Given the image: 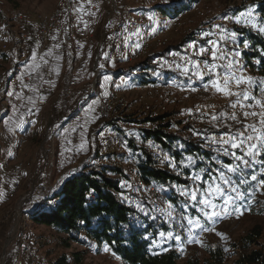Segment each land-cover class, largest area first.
I'll return each mask as SVG.
<instances>
[{"label": "bare ground", "instance_id": "6f19581e", "mask_svg": "<svg viewBox=\"0 0 264 264\" xmlns=\"http://www.w3.org/2000/svg\"><path fill=\"white\" fill-rule=\"evenodd\" d=\"M147 1L148 0H122L123 4H116V13H120V23L117 26H113L111 28L110 39L108 42H104L103 44L107 55L118 62L126 61L142 63V70L140 71V73H142V82H140V84L137 83L133 85L135 87L131 88L132 93H126L123 88L120 90L118 88L110 89L109 91L107 90V97L103 95V92L105 91L103 90L102 92V88H100L99 84L89 83V90L84 94L83 100H97L100 102V104H108V97L109 99H114L116 107H120L112 108V116H114V118H121V110L128 111V118H130V112L135 111L136 114L132 115L131 120L149 117L148 124H140V128L137 127V129L153 130L159 125L169 124L167 133L176 135V137H178V139L173 144H171L170 149L165 148L156 139L151 137L147 138L145 141V145L152 155L153 163L156 168L171 171L175 175H177V170H179L182 173L180 176H182L183 179H188L187 176L192 171V169L178 168L177 170H173L165 163L161 162L159 157L163 154H169L174 157L176 161H178L177 165H179V162L183 160L184 157L193 156L197 158V170L203 169L207 172L214 169H219L221 165L216 163L217 153L212 149H207L208 145H205V142L200 137L193 135V131H200L204 136H213L216 135L217 130V136H219L229 132L230 128L233 131L236 129L243 130V125L245 123L252 124L258 119L254 117H248L246 119L243 116V111L259 112L261 109L257 106H253L252 108L248 109H240L239 106H237L236 109H233L229 105L236 99L235 97L229 99L228 97H224L223 95L216 93L212 89L204 91L203 84L211 79V77L205 76V80L200 81L190 75L185 76L180 70H178L176 65L180 64V61H182L181 57H189L192 60H208L211 56V47L206 39L209 38V40L213 41L218 40L220 38L219 34L215 30H212L210 35L207 37H203L202 34L195 39L193 38V40L184 43L178 49L164 52V49L167 48L170 39L169 34L167 33L168 25H165L159 29L154 27L155 24L148 19L150 15L147 10H145V4ZM96 6H105V0H96ZM67 8H69V0H57L51 12L40 22L37 27L36 35L39 45H41L42 42V29L49 26L52 22H55L56 17H61L63 10ZM178 14L179 17H185L191 14H195L196 16L202 18L205 16L204 12L198 8V4L196 5L193 3L189 4L182 10L180 9ZM102 15L105 28L106 20L114 16L113 6H105L104 8L100 9V12L96 15L94 21L90 23V30L88 34L93 30L98 18H101ZM24 18L25 17L20 13L14 15V19L16 21H24ZM170 20H172V18H170ZM217 22H220L219 24H221L222 27L228 29L229 32H233L231 28V31L229 30L227 25L228 22H231L230 17L227 19V22H224L223 20H217ZM137 32H139V35L136 34ZM67 34L69 39H76V28H74V26H67ZM4 37H6L5 33H2L0 36L1 40ZM24 38V33H19L16 35V39L19 41V49L22 48L21 42ZM244 41V36L241 34L240 39L237 42V50L242 52L240 60L243 65V70L246 67L245 53L247 51V49L243 47ZM135 44H140L142 46L139 48V51H137L135 47H132L135 46ZM193 44L196 45L195 49L190 47ZM201 46L208 49V51L203 56H197L195 53ZM221 47L222 49L226 47L230 51L233 49L234 45L232 42L228 41L226 43H222ZM0 49L5 52L9 50L8 45L3 42L0 43ZM60 52H67V45H60ZM150 52H152L153 55L150 60H147V55ZM77 55H80V49H78V46H71V57H69L70 66H76ZM58 57H64L68 59V54H60ZM124 57H127V59ZM104 59L105 56L103 55L101 62H104ZM243 75H245L244 72ZM245 76L248 75L246 74ZM65 83H68V77L63 83L55 85L53 89L48 90V96L45 97L44 101H41L38 106H45L48 100H54L61 103L62 97L66 95ZM257 85V88L249 89V91L254 93L257 98L264 102V93L260 91L259 84ZM193 87L196 88V91L190 90ZM241 89H243V87H241ZM232 90H236L235 85H232ZM181 92L187 93V96L190 95L192 99H189V102L187 100V102L179 104L173 99L172 95ZM153 95L155 98H152ZM186 98L187 97H185V99ZM1 99L2 95H0V100ZM153 99L155 100V104L152 103ZM6 101L7 104L11 106L19 104V99L16 96H8L6 97ZM163 103H166L167 106L163 105ZM189 109L192 110V115H188L187 110ZM171 111L174 112L171 113ZM220 112H225L228 115H231L233 112H235L238 119L240 120V123L237 124L231 120L221 119L219 121L220 126L217 129L215 127L216 122L203 120V117H211L213 113L218 114ZM202 113L206 114L202 115ZM96 115L100 121V126L98 127L96 134V148L86 164V170L98 171L102 167H109L115 170V173L112 175V177L119 181L120 187V191L117 196V202L129 209V224L150 225L154 228L166 227L169 229V231L173 232L174 235L186 237L188 226L186 220L184 219L185 214H182L179 210V204H172L176 218L171 222H166L168 218L160 215L158 211L160 207H164L166 206V203L170 202L169 196L172 193L178 197L180 196L177 190L173 188L174 190L172 192L171 187L168 188L167 192L160 193L155 190L157 185L146 183L139 175L138 161L136 156L132 155L125 146L124 138L126 136H133L135 139H138V136L126 135V133L122 132V129H119L118 123H105V118L102 116H111V109H99V114ZM64 120H66V118L62 121ZM34 122V114L29 116V122L22 120L24 126V135L21 139H19L20 144H24L26 142L25 135L32 131ZM131 132L136 133V131ZM180 132L182 133L181 136L178 135ZM163 141L166 142L165 139H163ZM181 145H183V148L180 147ZM188 149H192V153H188ZM258 159H264V157ZM219 160L224 165L235 163V161L227 155H220ZM12 168H19L17 182L16 184L12 185L13 188L18 189L22 186L23 182V165L17 163ZM259 168L260 165H256L258 180L264 178L260 175L258 171ZM117 171H120V174H117ZM241 178H244L243 174L236 176L233 179L238 180ZM205 179H208L207 175H205ZM188 180L190 181V187L192 185V181L190 179ZM122 181L132 184L134 189H140L138 192L125 191V195L131 197V203H129L127 200L121 199L120 194L122 191H124V189L121 188ZM255 185L256 182H251L250 185H242L241 190L247 194L249 191H255ZM43 186L45 185L43 184ZM145 189L148 190L145 191ZM263 190L264 189H262L260 192ZM51 192H46L43 195H40L39 199L36 200L39 202L41 207H44V204H46V202L50 201L51 199H53V205L57 204L59 199L54 195V193ZM260 192H255V195L253 198H251V200H241H245L247 203H252L256 194ZM137 196L139 198H137ZM92 199L93 196L88 195L87 203L92 202ZM150 201H155V205H153V203ZM138 203L141 204L142 207L150 210V214L157 216V219L152 220L151 218L146 217L143 212L138 210L136 206ZM154 208L156 210H153ZM181 210L184 211V209ZM202 232L203 231H200L199 233L202 237L209 233ZM64 237H68V235L65 234ZM73 244L88 255H94L96 253V244L94 240L88 242L74 241ZM21 251L23 258L25 259V264H28V256L29 263L41 264L38 260L36 250L30 245L23 246ZM106 254H111V250L106 252Z\"/></svg>", "mask_w": 264, "mask_h": 264}, {"label": "rangeland", "instance_id": "374dc122", "mask_svg": "<svg viewBox=\"0 0 264 264\" xmlns=\"http://www.w3.org/2000/svg\"><path fill=\"white\" fill-rule=\"evenodd\" d=\"M258 1L259 0H148L145 4V10H147L150 16H153L155 18L154 27L156 29L168 25V28H166L168 29L167 33L169 34L170 38L169 44L178 45L191 33H194V39L204 33H211L212 30H214V25H221L219 24L220 22H217V20H223L224 22H227V20L224 19L225 16H229L231 19L232 17L237 16L242 12H246L247 9H249L250 7L253 8L256 19L260 22H264V19L261 18L257 12ZM56 2L57 0H0V36L2 33H5L6 36L2 38V40L0 38V43L3 42L8 45L9 50L7 52H10L9 42L11 41V38L15 42L14 49L18 50L17 45L19 41L16 39L17 34L13 32V27L10 23L13 14L15 15L17 13H20L25 17L24 20H29V22L36 19L37 24L39 25L40 22L44 19V17L51 12ZM189 3H193L196 5L198 4V8H200L202 12H204L205 16L202 18L196 16L195 14H191L185 17H179V14L175 13L180 6H184ZM33 8L38 10V13L40 14H47L33 15L30 13L33 12ZM50 8L51 10L50 12H48ZM170 18H172V20H170ZM13 20H15L14 16ZM227 25L229 30L231 28L232 31L239 34V39L242 34L239 31H242L244 29L253 31L249 26H245L243 21L241 24H236L231 19V22H228ZM103 30L104 21L102 15L101 18H98V21L96 22L93 30L88 34V42L95 38L96 55L100 49V40H96V38L99 37V34H101ZM244 40L247 41L246 38H244ZM2 52L5 51H2L0 49V59H2V57L4 56ZM105 53L107 52L105 51L103 45L102 56ZM152 55L153 53L150 52L147 55L148 59H146H151ZM110 61L113 63V65L109 67L108 64ZM101 64H103V68L106 69L101 70L103 69L101 67L95 68L96 71H98V75L110 76L111 81L105 82L103 80L104 82H102L101 79L89 81L93 79V75L95 74L94 70H91V67L93 68L91 61L86 65L85 71L83 72V76L86 80L89 81V83H103L105 85L103 89L106 92L110 89H117L116 85L120 84L121 87L118 88L119 90L123 88L126 93H132L131 88L135 87L133 85L137 83L140 84L139 80L142 81V73H140V71L142 70L141 67H136L134 70L132 69L133 67H135V65L141 66L142 63L126 61L118 62L107 55V58H105L104 62H101ZM8 67L9 64L3 67H1L0 65V75L2 74V72L4 73L5 71H7ZM119 70H122L123 73L116 74ZM100 71L103 72L100 73ZM243 72L245 75L247 74L252 78L254 77L251 74L247 65ZM126 73L129 74L124 75ZM67 77L68 75L66 73L65 79H67ZM7 81L8 75L1 76L0 87H3ZM124 81H127V83L125 84V88L123 83ZM7 87L8 85L3 88H0V92H3L4 88H6L7 90ZM172 97L179 104L187 102V100L189 102V99H192L191 96H187V93L185 92L173 94ZM185 97L187 98L185 99ZM152 98H155V96L153 95ZM88 102L89 100L77 99V102L73 104L72 107H70L76 109V112H74L73 110L71 111L70 109L67 114L59 118L56 124L55 120L57 119V116H55L54 114L50 119H47V116L44 114H42V116L38 118H36L35 115L33 129L38 128L40 130L39 134L36 136V138L30 141L27 140L25 136L26 142L21 145L19 144L20 146H24L23 149H25L26 152H24L22 148L18 147L17 153H21L20 155L22 156L21 158L15 156V159L13 161H10L12 162L11 167L9 169L10 172L14 165L20 163L23 165V174L25 173V170L27 171V168L31 167V170L36 169L35 174L39 173L40 175L37 176V178H35L33 182V177L27 180V176L25 177L26 174L23 175L22 186L17 190H14L12 192V196L9 198L6 197V195L0 191V264H18L19 258L23 257L21 249L26 244L30 245L36 250L38 260L40 259L42 264H55L57 260L62 256L66 257L67 264H123L121 260L112 253L106 254L102 245L100 248H98L97 254L95 253L94 255H88L87 253L83 252L80 248L75 246L72 241L69 240V242H66L65 240H67L68 237H64L65 235L58 234L52 228L41 225V220L43 218L42 215H40L37 221H32L33 217L30 216L29 213L32 211L35 212L36 209H43L47 206L49 201L44 204V207H41V205H39V202L35 199V209L28 211V214L23 213L22 209L20 212L18 208L17 199L21 197V194H18L20 190L24 191L22 195H26L28 193L27 189H29V186L33 185L34 187V185L36 184H44L45 186L51 187V193H56V191H58V189L68 177L76 173L78 169L83 168L85 163L87 164L88 160L90 159L91 155L94 153L96 148V134L97 129L100 126V121L97 115L96 118L92 119V123L89 127L87 137L85 138L87 140L86 150H82V153L78 155L74 163H71L66 167H62L58 171L55 170L58 167V162L56 161V158L58 156L57 153L59 152V145L56 141L58 129L65 122H68L74 116L79 115L80 109L84 106V104ZM56 103L58 106L61 105V103L59 102ZM152 103L155 104L154 99L152 100ZM163 105L167 106L166 103H163ZM173 112L171 111V113ZM134 114H136L135 111L130 112L129 117H132V115ZM65 118L66 120L62 121ZM50 122H54L53 127L51 128L48 126ZM127 131H137V127H134L132 124H127V129H122V132L128 133ZM33 152L35 154H38L39 159H34ZM51 169L52 171H57V173H55L53 176H50L49 181L47 180L46 182H42L41 178L43 175H45V172L41 174L43 170H46V172H48ZM53 189H55V191H53ZM263 192L264 190L260 193H257L252 203H247L245 200L237 201V205L238 207H240L241 212H233L228 218L219 219L214 226L215 231L209 232L203 237L199 234V232V239L203 241V246H200L196 243H187V236L189 235V233L187 232L186 237L180 236L181 241L179 244L177 243V241L172 239L168 240L166 244L154 246L152 241L151 248L154 249L152 251L163 250L164 246L168 247L169 249H176L175 251H177V253L180 255L178 264H185L188 259H194L197 264L209 263V255L208 253H206V249L209 246H211V248L214 250H220L223 252L224 257L221 264H234L236 260L240 259L241 255H246L251 250H257L264 253V194H262ZM183 198V202L181 203H179V201L177 200V205H180V209H184V211L182 210V212L185 214L184 216L193 219L200 216V213H198L193 207H188L186 213L185 207L187 204V200L185 197ZM52 206L54 205L52 204ZM201 222L204 223L206 226H210L207 225L206 221H203L202 217ZM255 227H258L263 235L262 238L259 239L256 244L250 246V248L248 249L233 250V248H229L231 244H238L240 240L248 233H250ZM216 232L224 234L226 239L222 240L219 236L216 235ZM181 248L183 249L182 251ZM225 248L228 249L227 252L224 251ZM23 260L25 264V259L23 258Z\"/></svg>", "mask_w": 264, "mask_h": 264}, {"label": "snow or ice", "instance_id": "6c2138e0", "mask_svg": "<svg viewBox=\"0 0 264 264\" xmlns=\"http://www.w3.org/2000/svg\"><path fill=\"white\" fill-rule=\"evenodd\" d=\"M81 8H77L76 11L80 12ZM148 19L155 23V18L149 16ZM225 20L229 17L225 16ZM236 24H241L242 21L245 26H249L253 31L264 35V22H260L256 19L254 10L252 7L247 9L246 12H242L237 16L231 18ZM214 30L219 34L218 40H209L208 44L211 47V56L208 60H192L189 57H181L183 63L177 64L176 68L180 70L185 76H192L197 80L204 81L205 76L211 77L208 81L203 84L204 91L209 89L214 90L216 93L223 95L224 97H235L236 99L230 103V107L236 109L239 106L240 109H248L253 106H257L261 111H243V116L247 119L248 117L258 118L255 123L243 125V130L236 129L233 131L231 128L229 132L221 134L219 136H204L200 131H193V135L200 137L205 145L212 146V150L217 153L216 163L220 164L219 169H214L212 171H205L203 169L197 170V158L193 156H186L183 160L177 162L174 157L169 154H163L159 157L162 163H165L168 167L173 170L179 169H192L188 174L187 178L192 181V185H178L173 184L172 188L176 189L180 196L185 197L187 204L185 211L188 207H193L196 209L200 216L195 219L185 216L184 219L187 221L188 226V239L187 243H196L203 246V241L199 239L198 233L212 232L215 231V224L219 219L228 218L233 212L240 213L241 209L237 205V201L241 199H249L254 197L255 192H260L264 189V178L259 179L257 177L256 165H260L259 173L264 177V159H258L264 157V102L257 98L254 93H251L249 89L257 88V82L250 76L243 75V65L241 63L242 52L237 50L239 34L236 32H229L228 29L222 27L221 25H214ZM139 35V32L136 33ZM210 33H204L203 37L209 36ZM202 37V38H203ZM55 39V37H53ZM232 42L234 47L230 51L225 47L221 48L222 43ZM190 47L196 48L193 44ZM243 47L245 49L249 48L247 41L244 42ZM135 48L139 49L140 44H135ZM208 49L201 46L195 53L197 56H203ZM51 50H49L50 54ZM261 55H264V49H260ZM46 54V55H48ZM107 58V53L104 54ZM127 59V57H124ZM33 61L36 60L35 51L32 53ZM44 63L47 60L41 57ZM219 61V63H217ZM257 64L260 63L259 60L256 61ZM27 67L40 68L39 64L28 65ZM103 68V64L100 65ZM39 75V73H37ZM105 82L111 81V77L105 75L103 77ZM124 84L127 81L123 82ZM232 85H235L236 90H232ZM244 86L241 89V86ZM101 88L103 89L105 85L102 83ZM260 91L264 93V81L260 82ZM117 88L121 87L120 84L116 85ZM191 91H196V88H191ZM9 96L13 93L9 92ZM103 95L107 97L108 93L105 91ZM17 98L20 96L17 94ZM30 102L35 103L31 97H29ZM98 103L97 100H93L92 104L89 105V109L94 111L93 105ZM188 115H192V110L189 109ZM206 114V113H202ZM211 121L216 122L215 127L218 129L221 119L231 120L239 124L240 120L237 114L233 112L228 115L225 112L213 113L210 117ZM7 123V121H5ZM102 135V134H101ZM126 135H137L138 133L128 132ZM87 140H82V143L78 145L79 150H86ZM183 148V145L180 146ZM220 155L230 156L235 163L224 165L219 160ZM181 171L177 170V175H181ZM243 174L244 178L233 179L236 176ZM205 175L208 179H205ZM251 182H256L255 191H249L247 194L241 190L242 185H250ZM121 188L124 191L121 192V199L127 200L129 203L132 202L131 197L125 195V191H140V189H134L132 184L122 181ZM148 189H145L147 191ZM155 190L160 193L168 191L163 185H157ZM55 191V189H53ZM264 194V193H262ZM155 205V201H150ZM138 210L143 212L146 217L152 220L157 219V216L151 215L150 210L142 207L141 204L136 205ZM153 210H156L155 208ZM160 215L167 217L166 222H171L174 220L175 212L173 205L168 202L166 206L160 207L158 209ZM201 217L203 221L207 222L206 226L201 222ZM83 223V221H82ZM222 240L226 239L224 234L216 232ZM148 239V236H145ZM174 239L179 244L181 237L179 235H174L173 232H159L158 237L153 239V245L159 246L166 243L168 240ZM110 249L107 245L104 247V251L108 252ZM183 249L181 248V251ZM225 252L228 251L227 248L224 249Z\"/></svg>", "mask_w": 264, "mask_h": 264}, {"label": "trees", "instance_id": "16d2710c", "mask_svg": "<svg viewBox=\"0 0 264 264\" xmlns=\"http://www.w3.org/2000/svg\"><path fill=\"white\" fill-rule=\"evenodd\" d=\"M189 4L180 6L175 13H179L180 9H184ZM257 12L264 19V0L258 1ZM239 32L243 34L249 44L245 53L246 65L254 76L253 79L257 80V84L260 85V82L264 81V55H261L260 52V49H264V35L245 29ZM193 38L194 33H191L178 45L168 46L164 52L178 49ZM2 53L4 54L2 59H7L9 52ZM257 60L260 61L259 64L255 63ZM136 67L142 69V64L141 66L135 65L132 69L134 70ZM119 73H123V71L119 70L116 74ZM128 119L131 120V117ZM127 124L134 126V121H127ZM168 125L162 124L153 130L137 129L138 139L126 136L124 138L125 146L132 155L136 156L139 175L146 183L163 185L166 188H171L173 184L189 186L188 179H183L182 176L175 175L171 171L156 168L152 155L145 145L146 139L151 137L165 148L170 149L171 144L178 137L167 133ZM181 134V132L178 133L180 136ZM187 152L192 153V149H188ZM114 173L115 170L109 167H102L98 171H87L85 163L83 168L68 177L54 193L59 199L56 205L52 206L53 199H51L43 209H36L35 212L29 213L33 217L32 221H37L42 215L41 225L52 228L58 234H67L66 242L69 240L72 242L94 240L96 254L101 245L102 247L107 245L111 253L117 256L123 264H178L180 255L173 248L169 249L164 246L163 250L158 251H152L154 249L151 248L152 241L157 238L158 233L168 232V228L129 224V209L117 202L120 187L119 181L112 177ZM171 190L173 192L174 189L171 188ZM88 195L93 196L90 203H87ZM171 195L169 196L171 204H176L178 201L179 203L183 202V197H178L173 193ZM179 210L183 214L182 210ZM145 236H148V239H145ZM262 236L261 230L255 227L238 244H231L229 248H233V250L248 249L256 244ZM206 253L209 255L207 264L222 263L224 257L222 251L214 250L209 246ZM39 261L42 264L40 259ZM55 264H67L66 257H60ZM185 264H197V262L194 259H188ZM234 264H264V253L251 250L246 255H241Z\"/></svg>", "mask_w": 264, "mask_h": 264}, {"label": "crops", "instance_id": "0c3cea01", "mask_svg": "<svg viewBox=\"0 0 264 264\" xmlns=\"http://www.w3.org/2000/svg\"><path fill=\"white\" fill-rule=\"evenodd\" d=\"M54 5V4H53ZM52 5V7H53ZM51 7V8H52ZM51 8L48 12H50ZM15 13V12H14ZM33 15H45L38 13V10L33 8V12H30ZM14 16V14H13ZM13 16L11 18V24L13 27V32L15 34L18 33H24L25 38L22 40V48L18 50L14 49L15 42L11 38V41L9 42L10 45V52L8 53L7 59H0L1 61V67L7 66L9 64L8 70L4 73L2 72L1 76L8 75V81L3 86L5 87L8 85L7 90L4 88L3 92H0V95H2V102L0 105V140H1V147H0V191L6 195V197H11L12 192L14 189L12 184V174L10 172V167L12 162L15 159V156L18 158H21L22 155L18 154V147L22 148L24 152H26L25 149H23L24 146H20V140L22 136L24 135V126L22 123V113L24 111L33 110L34 116L36 115V118L42 116V114L47 116V119H50L52 115L54 114L57 116L56 110H57V103L54 100H48L47 104L45 106H37L36 107V101L40 98H44V95L41 93V69L44 67H47L48 69L52 70L56 75V85H59L64 82L66 78V69H67V63L68 59L58 57V55L55 52V48L53 44H49L45 47H40L37 41V20L34 19L30 22L25 21H15L13 20ZM17 43V42H16ZM49 50H51L50 54ZM35 51L36 53V60L33 61L32 53ZM48 54V55H46ZM41 57H44L45 60H47V63H44V60L41 59ZM77 58L82 59V62L78 66L77 70L75 71L74 77L77 79L78 83L81 85L83 83L88 82L84 78L83 72L85 71L86 65L90 63L93 65V68L91 67V70H94V77L92 80L94 81L96 79H101L103 81L104 75L100 76L98 75V71L94 68L95 62H96V41L95 38L92 39L87 48L84 50V52L80 55H77ZM39 64L40 68H33V67H27L28 65H35ZM113 65V63L110 61L108 66L110 67ZM106 68H103L101 70H104ZM93 72V71H92ZM103 71H100V73ZM39 73V75H37ZM33 75V80L29 83H25L23 81L24 77L27 75ZM99 85H101L99 83ZM0 87V88H3ZM24 88H28L29 92L27 95H22L21 90ZM101 88V86H100ZM104 90V89H103ZM12 92V96H16L19 94L21 103L17 106H11L8 105L6 102V97H8V93ZM5 96V97H4ZM29 97L32 98V100L35 101L33 104L30 102ZM5 98V99H4ZM78 95H76L71 101H69L68 106L72 107L73 104L77 102ZM5 101V102H4ZM92 101H89L88 103L84 104V106L80 109L79 115L74 116L70 121L65 122L57 132L56 141L59 145V152L57 153L56 161L58 162V167L55 170H59L62 167H66L70 165L71 163H74L76 161V158L78 155L82 153V150L78 149V145L82 143V140L87 137V133L89 130V127L91 126L92 119L96 118L95 110L92 111L89 109V105L92 104ZM95 105H93V108ZM76 112V109H71V111ZM7 121V123H5ZM37 121V119H36ZM39 123V122H38ZM53 122L49 123V127L52 126ZM40 130L38 128L33 129L31 133H27L25 136L27 140H32L36 138V136L39 134ZM20 144V145H19ZM21 150V151H22ZM31 151V150H30ZM23 152V153H24ZM29 154V149H28ZM47 156V155H46ZM33 157L35 160L39 159L38 154H35L33 152ZM48 157V156H47ZM27 160V159H26ZM2 166V167H1ZM32 166V163H31ZM2 168V170H1ZM31 167L27 168V171L25 170V177L27 176V180L32 179V182L34 181L37 176L40 174L36 173V169H30ZM34 168V167H33ZM51 171V172H50ZM46 172V170H43L41 174H44L41 178L42 182H46L47 180H50V176H53L57 171H52V169ZM35 175V176H34ZM60 176V175H59ZM32 186H29V189H27L28 193L26 195H22L24 191L20 190L18 194H21V197L17 199L18 201V208L21 212V209L23 213H29L28 211H31L35 209V198L32 195ZM16 201V202H17ZM25 237V236H24ZM26 238V237H25ZM27 245V244H26ZM18 264H24L23 257L19 258Z\"/></svg>", "mask_w": 264, "mask_h": 264}, {"label": "built area", "instance_id": "2783aa9c", "mask_svg": "<svg viewBox=\"0 0 264 264\" xmlns=\"http://www.w3.org/2000/svg\"><path fill=\"white\" fill-rule=\"evenodd\" d=\"M116 4H123V2L122 0H105V6H113L114 16L106 20V26L104 30L101 32V34H99V37L96 38V40H100V49L96 55V62L94 68L100 67L101 65L103 44L104 42L109 41L111 28L113 26H117L120 23V13H116ZM81 6H83L82 10L80 12H77L76 9L81 8ZM105 6H96V0H69V8L63 10L61 17H56L55 22H52L49 26L42 29V42L41 45H39L40 47H45L49 44H53L55 48V52L58 56L60 54H68V63L66 69V73L68 75V83H65L66 95L62 97L61 105L57 107L56 110L57 119L55 120V124L58 122L60 117H63L65 114H67V112L70 109H73L68 106L69 101H71L76 95H78V99H84V94L89 90L90 87L89 81L80 85L77 79L74 77L75 71L82 62V59L76 57L77 66H70L69 57H71V46H78V49H80V54L84 52V49L89 44V42L87 41V34L90 30V23L94 21L96 15L100 12V9L104 8ZM24 21L29 22V20H24ZM67 26H74V28H76L77 30L76 39L68 38ZM53 37H55V39H53ZM206 41H209V38L206 39ZM60 45H67V52H60ZM141 47L142 46L140 45V48ZM136 50L139 51V49ZM182 62L183 61H180V64ZM217 63H219V61H217ZM33 78H34L33 75L30 74L24 77L23 81L25 83H29L30 81L33 80ZM41 81L42 84L40 89H41V93L44 95V98H40L36 101V107L41 101H44L45 97L48 96V90L53 89V87L56 85L55 83L56 75L52 70L48 69L47 67H44L41 69ZM241 87L244 86L242 85ZM124 88H125V84H124ZM28 92H29L28 88H24L21 90V93L24 96L27 95ZM228 98L231 99L233 97H228ZM20 103H21V99L19 98V104ZM112 108H120V107H116L114 99H109L108 97V104H100V102L98 101V103L95 105V112L96 114H99V109H111V116H102V117L105 118V123H118L119 129H127V121H134V127H139V128H140V124H148L149 117L138 120L128 119V111L121 110V118H114V116H112ZM33 114H34L33 110L24 111L22 113V120H26V122H29V116ZM203 120L211 121L210 117H203ZM216 136H217V130H216ZM207 149H212V146H207ZM18 169L19 168L11 169V174L13 177L11 186L16 184L17 182ZM117 174H120V171H117ZM51 191L52 190L50 186H43V184H36L32 188V195L37 200L39 199L40 195H43L44 193ZM137 198L139 197L137 196ZM28 264H32L29 263V256H28Z\"/></svg>", "mask_w": 264, "mask_h": 264}]
</instances>
